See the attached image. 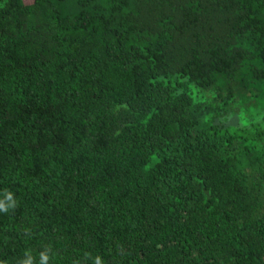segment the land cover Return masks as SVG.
I'll list each match as a JSON object with an SVG mask.
<instances>
[{"label": "trees", "instance_id": "16d2710c", "mask_svg": "<svg viewBox=\"0 0 264 264\" xmlns=\"http://www.w3.org/2000/svg\"><path fill=\"white\" fill-rule=\"evenodd\" d=\"M264 264V0H0V264Z\"/></svg>", "mask_w": 264, "mask_h": 264}, {"label": "clouds", "instance_id": "9594fccd", "mask_svg": "<svg viewBox=\"0 0 264 264\" xmlns=\"http://www.w3.org/2000/svg\"><path fill=\"white\" fill-rule=\"evenodd\" d=\"M97 264H99V260H97Z\"/></svg>", "mask_w": 264, "mask_h": 264}]
</instances>
